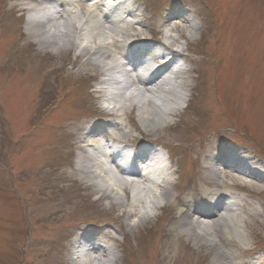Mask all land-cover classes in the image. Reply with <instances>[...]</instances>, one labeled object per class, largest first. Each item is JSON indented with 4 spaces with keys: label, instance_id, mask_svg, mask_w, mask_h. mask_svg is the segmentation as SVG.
Segmentation results:
<instances>
[{
    "label": "rangeland",
    "instance_id": "rangeland-1",
    "mask_svg": "<svg viewBox=\"0 0 264 264\" xmlns=\"http://www.w3.org/2000/svg\"><path fill=\"white\" fill-rule=\"evenodd\" d=\"M104 7V2L89 7L81 0H56L45 8L54 28L73 37L77 20L92 16V24L98 23ZM120 7L138 9L140 24L130 28L132 18L125 17L105 39L117 65L108 70L109 83H103L105 76L87 64V57H77L76 49L50 47L44 43L48 36L36 38L28 16L43 6L35 0H0V264H84L73 251L86 227L100 230L92 232L98 244L115 247L114 264H156L168 238L171 253L165 264H264V181L224 164L214 167L219 184L205 185L196 176L198 168L207 175L211 153L233 148L249 165L264 169V0H128ZM141 31H161L188 58V71L165 88L167 93L160 91L162 109L175 107L176 114L155 132L145 130L131 105L130 114L111 115L101 104L112 99L105 87L123 96L141 87L124 88L132 74L121 64L125 52L110 44ZM93 40L83 43L91 47ZM173 90L187 102L169 99ZM140 93L153 98L142 88ZM87 123L102 126L83 139L80 128ZM123 134L126 143L135 139L160 148L168 159L166 171L174 185H165L171 195L148 212V219L143 215L147 200L160 191L153 182L165 179L127 180L114 172L104 152L118 146L114 139ZM206 145L213 150L202 151ZM85 148L95 153L98 174L123 182L116 188L124 205L106 198L81 174ZM213 191L228 195L229 216L223 207L218 219L231 229H217L204 216L196 219L212 229L213 243L232 253L230 261H215L213 249L197 245L177 226L178 211L187 201ZM109 255L110 250L103 259Z\"/></svg>",
    "mask_w": 264,
    "mask_h": 264
},
{
    "label": "bare ground",
    "instance_id": "bare-ground-1",
    "mask_svg": "<svg viewBox=\"0 0 264 264\" xmlns=\"http://www.w3.org/2000/svg\"><path fill=\"white\" fill-rule=\"evenodd\" d=\"M39 6H43L44 8L39 9V11H36L33 9L31 11V14L28 16V25L29 27L35 29L37 33L35 34L36 38L43 39L46 38V41L44 40V43H47L50 47H57L60 46L63 50H72L76 49L77 57L79 56H85L87 57V64L90 66L95 67L99 71V73L103 76H105L104 79H102L103 83H109L110 79L106 76L108 75L109 69L116 68L117 63H114L112 61V57L114 52L111 50L110 47H108L109 44L105 41L107 39L108 35L113 33L114 27L116 26V20L114 17V14L116 12V6H113L108 11H103L104 16L102 21H98L95 24H92V16L89 17L88 21H84L83 19H80V21L77 20L78 24L76 25V33L73 37H70L69 33H65L62 35V33L59 30H56L54 27L53 19H51V11L49 8L51 4H53L56 0H35ZM111 3L115 4V0H109ZM115 2V3H114ZM79 6V5H78ZM81 7V6H79ZM91 10V9H90ZM128 17H133L136 14L133 10L128 9V11H125ZM180 15L179 13L175 14ZM191 27L194 28L192 23L188 21ZM73 22H71V25ZM176 28H179L176 26ZM107 34V35H106ZM143 31L136 33L135 38L136 39H142L143 37ZM85 38H88L89 40H93L94 45L89 47L88 43L87 45H84L83 41ZM167 39V38H166ZM65 41V43H63ZM133 42L132 37H125L120 36V38H116L112 43L114 47L118 49V51H125L126 45ZM84 45V46H83ZM164 46L171 50L172 47L177 46L174 44V42L170 41V39L167 40V45L164 43ZM181 51V49H179ZM174 53L180 54V52L173 50ZM157 58V59H156ZM160 60V57H154V60ZM165 59L164 56H162V61ZM165 61V60H164ZM167 63V62H166ZM123 66L126 65H132L131 71L136 73L135 75H132L131 77L128 73L129 80L125 81L124 88H129L131 85H141V87H136V89L132 92H130L129 96H123L122 94L113 93V95H116L117 104L115 106L116 110H124L128 106L133 107V112L139 116L140 119L143 120L144 128L145 130L152 132L157 131L158 128L162 123L165 121L167 122V119L169 117H173L176 114L175 107H170L168 110L162 109V103H159L162 100V96L160 94V91L168 92L165 88H167L168 85H171V83L174 81L175 78L181 77L183 74L182 72H177L172 76H168L167 78L162 79L164 73L168 71L169 64H166L163 67L153 68V67H146L144 68V72L138 73L136 70L135 64H133V59L130 56H126L125 60L121 63ZM132 74V73H131ZM161 80V81H160ZM101 82V83H102ZM142 88L144 91L148 92L149 94L153 95V98H142L143 92L137 95L138 90ZM112 94V93H111ZM110 95V93H108ZM140 95V97H139ZM136 96L138 98H136ZM169 99L175 100L181 98L183 100V103L187 102V96L184 95L181 96L178 92H175L174 90L169 93ZM106 125L110 126H116L117 124L114 121H106ZM109 123V124H108ZM102 124L97 123H87L86 125L82 126L80 128L81 137L83 139L89 137L93 133H96L98 130V127L100 128ZM126 135L123 134L119 138H115V141L118 143H125L126 142ZM103 147H105L103 145ZM107 149H110L109 152H111V147H106ZM213 150L210 145H206L202 147V151L206 150ZM107 151V150H106ZM138 151V150H136ZM85 152L87 153V156L85 157L86 164L83 165V167L80 169L81 174L87 178L88 180H91L93 185H95L97 188H99L101 191H104V196L110 200L113 201V203L122 206L124 205L122 198L119 196L118 189L116 188L117 184L120 182L118 177L116 175H112L109 180H107L104 176L98 174V168L95 163V153L91 154L87 148H85ZM208 160V166L205 168V172H207V175L205 173H202V171L198 168L197 170V178L201 179L205 185H211V184H219L218 182V174L216 172V169L214 167L224 164L225 167L228 169L229 160L228 155L225 154L222 151L211 153V156H209ZM139 159H147V157L144 154L139 155ZM230 159V158H229ZM110 162L115 165V167L118 169L119 173L124 174L125 170L116 162L115 158L111 155L110 156ZM230 166H238L243 167L239 161L236 162V164H229ZM152 166V165H151ZM150 166V167H151ZM154 168V167H153ZM230 168V167H229ZM254 178L260 179L264 181V171L261 170H249L246 168ZM107 172H109V169H106ZM148 174H150L148 166ZM158 170L160 171V167H158ZM162 172V171H161ZM204 174V175H203ZM133 177H140L141 179H144V181H153L152 176L147 175L144 177L140 171L135 168L132 171L131 174ZM147 181V182H148ZM123 183V182H120ZM156 183V187H158L161 191V196L159 198H151L149 199V202L152 203L151 210H155L156 208L160 207L161 201L164 199L169 198V195H171V191L167 185H165V181H158L153 182ZM125 187L129 188L128 185L125 184ZM128 192V191H127ZM203 193V190L201 191ZM130 193V192H128ZM204 194V193H203ZM205 197H202V199L189 200L188 203L183 205L182 208L178 211V218H177V226L180 228V231H183L187 233L189 237H194V241L197 245L202 246L201 244H204V246L207 249H213L215 251V261H230L232 257V253L222 249L218 244L213 243L211 240V234L212 229L209 227H206V225L200 224L196 217L198 216H204L209 219H212V224L217 229H223L229 231L231 229L230 223L226 222L222 217V219H218V212L220 209L225 207L228 215L231 211L232 204L227 205L224 203V200L226 197H228L227 194H223L220 192H211L207 193ZM193 196V195H192ZM133 197L137 200L140 199V202H143L144 200L137 195H133ZM194 198V196L192 197ZM144 213H146L147 219L149 218V213L147 210H144ZM148 214V215H147ZM127 215H131V212H127ZM229 218V217H227ZM215 231V230H214ZM213 231V232H214ZM226 231V232H227ZM225 232V233H226ZM110 233V232H109ZM83 240V241H82ZM171 243L170 238L167 239V243H164L162 246L163 253H161L160 258L156 264H165V258L167 256H170L171 253ZM98 251H101V257L97 258V264H114L116 261V256L113 255L111 259H109L107 262H103V257L105 253L108 251V249L104 248L102 245H97L93 243L89 238L85 236V233L79 235L75 240V246L73 251V257L74 259L77 257H80L82 255V258L87 259V257L91 254H94Z\"/></svg>",
    "mask_w": 264,
    "mask_h": 264
}]
</instances>
